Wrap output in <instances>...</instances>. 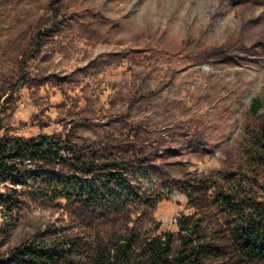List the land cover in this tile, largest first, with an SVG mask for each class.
<instances>
[{
    "label": "rangeland",
    "instance_id": "rangeland-1",
    "mask_svg": "<svg viewBox=\"0 0 264 264\" xmlns=\"http://www.w3.org/2000/svg\"><path fill=\"white\" fill-rule=\"evenodd\" d=\"M263 128L264 0H0V141L48 137L67 156L50 169L119 170L135 189L95 208L2 179L16 200L0 204V264L24 245L116 261L129 239L126 264H153L146 241L173 234L176 253L196 221L201 264H264L214 196L264 198L249 156Z\"/></svg>",
    "mask_w": 264,
    "mask_h": 264
},
{
    "label": "trees",
    "instance_id": "trees-1",
    "mask_svg": "<svg viewBox=\"0 0 264 264\" xmlns=\"http://www.w3.org/2000/svg\"><path fill=\"white\" fill-rule=\"evenodd\" d=\"M259 106L257 100L253 101L254 110ZM249 150L252 162L262 173L264 188V128L261 138L254 140ZM51 159L63 161L67 160V156L48 137L33 138L30 141L15 140L11 143L0 141V181L5 178L11 180L14 186H23L25 191L39 197L54 200L63 198L68 202L74 201L95 208L104 207L108 201L130 203L135 196V189L119 170L104 168L90 177L66 175L49 168L48 162ZM211 188L214 189V186ZM214 196L221 208L231 212L229 218L233 219V235L241 252L249 258L264 261V198L259 201L246 198L244 203L247 207L241 209L233 194L214 191ZM15 200V193L10 197L0 195V204L13 203ZM201 231V222H192L176 253L172 251L173 234L153 236L147 240L146 248L153 254V264H201L206 255V235ZM56 248L55 245L36 248L24 245L15 251V255L20 264H60L65 259V252H58ZM116 250V261L107 259V249L98 253L90 250L88 264H126L135 257L130 239L119 243Z\"/></svg>",
    "mask_w": 264,
    "mask_h": 264
}]
</instances>
